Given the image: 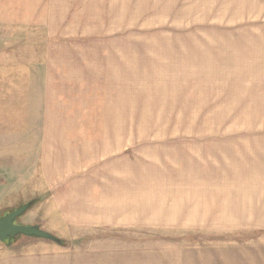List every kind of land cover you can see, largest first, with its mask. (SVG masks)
I'll return each mask as SVG.
<instances>
[{
    "label": "rangeland",
    "instance_id": "1",
    "mask_svg": "<svg viewBox=\"0 0 264 264\" xmlns=\"http://www.w3.org/2000/svg\"><path fill=\"white\" fill-rule=\"evenodd\" d=\"M258 1L0 0V217L32 202L16 223L60 240H0V264H179L184 249L264 240V231L84 220L90 194L125 157L145 158L143 147L240 146L258 133Z\"/></svg>",
    "mask_w": 264,
    "mask_h": 264
},
{
    "label": "crops",
    "instance_id": "2",
    "mask_svg": "<svg viewBox=\"0 0 264 264\" xmlns=\"http://www.w3.org/2000/svg\"><path fill=\"white\" fill-rule=\"evenodd\" d=\"M258 4L261 20L264 0H259ZM3 18L0 17V23H5ZM259 36L262 42L261 22ZM0 41L5 40L2 38ZM262 51L264 53V45L260 47L259 54L257 134L243 135L240 146L179 144L143 147L141 153H145V158L125 157L123 162L127 165L119 169L121 173L90 194L91 204H86L89 216L84 217L85 224L147 229L179 227L189 230L264 231ZM0 122V191L5 197V47L0 48ZM183 138L186 137L179 136V139ZM182 151L190 152L205 162L198 160L195 163L192 156H183ZM228 152L234 157H218ZM2 249L4 246L0 241V251ZM180 258L179 264H264V240L184 249Z\"/></svg>",
    "mask_w": 264,
    "mask_h": 264
},
{
    "label": "water",
    "instance_id": "3",
    "mask_svg": "<svg viewBox=\"0 0 264 264\" xmlns=\"http://www.w3.org/2000/svg\"><path fill=\"white\" fill-rule=\"evenodd\" d=\"M32 202H28L0 217V240L10 243L13 237L26 236V237H37L47 240L59 242V238L50 232H47L40 228L38 225H26L17 224L16 220L24 215L31 207Z\"/></svg>",
    "mask_w": 264,
    "mask_h": 264
}]
</instances>
